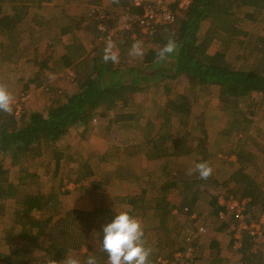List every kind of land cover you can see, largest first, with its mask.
I'll return each instance as SVG.
<instances>
[{
	"label": "rangeland",
	"instance_id": "1",
	"mask_svg": "<svg viewBox=\"0 0 264 264\" xmlns=\"http://www.w3.org/2000/svg\"><path fill=\"white\" fill-rule=\"evenodd\" d=\"M86 1L88 0L84 2ZM156 1L158 0H142V4H154ZM163 1L170 4L175 2V0ZM81 2L83 0H73L72 2H68L66 6L67 8L77 6L78 8H82ZM101 2L103 3L100 4L108 7L107 0H101ZM108 8L112 7L109 6ZM118 8L108 9L112 12V19L106 22L105 27L110 29L116 26V32L120 33L123 28H126L124 25L126 24V15L121 9L119 12ZM4 9L8 11V7H4ZM239 10H246V8L243 7ZM240 11L238 14L242 17ZM0 12L3 14L4 10L1 9ZM176 13H179V11L177 10ZM258 16V21L253 23L245 22L244 24L245 30L251 34L248 38L251 43L248 48H258L256 45L259 42L258 44L255 42V36H264V13L258 14ZM35 22L37 20L33 22L34 24H30V26L42 31V25L35 24ZM24 25L25 23L23 22ZM79 31L74 37L82 40V44L91 50L87 54V60H90L91 56L94 55L91 53L95 50L94 47L104 46L102 35L96 37L95 41L92 37L84 35L82 29ZM53 35H55L54 31L52 33L47 32L44 36L42 35V38L39 40L48 44L44 46L40 45V50L37 49L35 52L33 50L35 44H33L29 52L24 55L20 54L19 56L16 53L11 57V59L17 60L13 67L20 68L25 72L37 69V66L32 63L33 54L38 56L40 64L44 60L48 64V68L43 67L45 72L43 71L42 78H39V83H34L33 87L27 85L28 88L25 89L21 83L11 82L13 84L12 87L15 88V90L10 92L13 96L12 107L15 108V113H21L24 109L29 112L43 110L47 106L54 105L58 101L65 99L67 94H70L74 88V82H72V78L68 74L70 70H67L66 66L63 65V61L60 60L61 47L56 44H53L52 47L48 46L49 41L53 42ZM70 37V35L69 37L67 36L65 40ZM118 38L121 40L120 35H118ZM239 38L241 40L243 37ZM124 39L121 40V44H123ZM138 40L142 41V46L146 45L148 47L151 45L146 38ZM243 42L245 43L246 41L243 40ZM221 44H224L222 40L217 39L211 45L210 52L213 53ZM236 44L229 42L226 46L223 45L226 50V59L233 66L247 68L257 61L254 55H247L244 49L238 51ZM130 49L131 47L125 50V56L123 55L124 61L136 66L138 64L141 65L142 57L130 55ZM121 50L119 48V54L122 53H120ZM3 54L2 49H0V68ZM47 57L49 59H46ZM121 57L119 61H122ZM148 67L146 68L149 70L156 69L153 66ZM3 78H0V85L5 84ZM12 79H14L13 76ZM58 81L59 84H57ZM190 85L191 83L186 78L178 77L161 84L149 82L148 85L140 86L143 89L137 91L134 95L135 103L129 104V107L125 109L134 112V116L131 119L123 118L124 120H120L117 118L119 108L111 110L108 115H100L99 117L96 115L95 121L92 120V122L101 121V127H98L95 132L90 130L89 132H85V134H81V129L78 130L77 127H74L73 130L71 129L72 132L77 131L73 134L79 138V141L73 145V149L70 147L66 148L68 144L65 141H61L58 144V150L62 154L59 158L60 165L56 166V159L58 158L55 155L54 149H47L43 154L45 160L42 166L36 161L38 155L34 157L30 155L23 164L25 168L31 169L30 172H35L36 175H38V171L40 179L37 180V178L30 176L23 180V183H20V185L16 178L17 174L12 171V173L9 172V180L16 183L17 190L20 191L36 192L39 190L44 193L53 192L57 194L59 204L65 208L77 206L78 210L91 212L97 206H106L114 211L115 214L122 210L130 209L129 214L137 218L141 223L144 231L143 239L145 240V246L151 249L149 260L153 264H163L161 261L157 262L156 257L169 256L174 248L182 247L183 243L189 245L188 242H193L194 235H196V232L191 229L193 223L188 213H185V210H181L182 206L188 205L197 213L198 219L195 223L202 224L206 228V232L199 238L202 247L198 250L194 246V249L196 247L199 252L198 256L204 251V254L201 255H204L205 258L206 252H208L207 243L210 239L214 240L216 238L220 242V252H226L230 256L232 264H235L234 260L236 264H243L241 262L242 259H240L241 257L238 255L240 253L239 249H235L233 245L232 247L229 245V240L233 237L230 233L231 231L229 232V229H224L225 232L223 229H220L221 222L217 219L215 209L210 204V201L212 196L227 192L232 186L231 175L241 167L235 156L240 146H243L246 151L254 154L255 164L250 165L247 171L257 178L264 189V96L254 95L248 102L241 103L243 106L242 112L246 114L247 119L251 120L250 129L244 132L240 125V119L234 117L235 113H237V107L234 106L233 97H225L221 94L219 87L216 86H211L201 91L198 88L193 89ZM176 94L186 95L191 103V114L188 117L187 125L182 130L178 123L180 120L178 116L171 118V127L160 125L159 113L160 108H162L161 106ZM118 104L120 107L123 103L119 102ZM100 110L104 112L105 108L103 107ZM138 112L142 113V115L138 114ZM135 117L138 119L135 120ZM150 119L152 120L151 122L159 123V125H155V128L153 125H148L146 122ZM200 124L203 125L201 126ZM204 132L205 136L203 135ZM160 133L164 135L163 139L157 137ZM181 133L189 134L188 138L190 139L192 150L187 155H173L171 154V141L174 136ZM147 136L150 137V143H148L147 147L144 146L143 151L151 153L156 151L160 153V156L156 158L157 160H150V162L148 161L150 158L145 157V155L140 156V152H138L140 150V138L147 139ZM202 137H205V140H203L205 142L204 148H200L199 146V141L203 139ZM198 162H207L212 167V175L207 180L200 179L196 172L188 175V169L193 168ZM140 165L144 169L141 173V175H144L142 184L139 183L141 180L138 178V175H140L138 172L141 170ZM87 166L93 170V173H86ZM167 168H169V172H163ZM175 173L179 176L178 185L167 193V200L172 207L171 214L168 217V225L165 228L162 226L152 227L151 221H153V216L150 209L155 204L156 198L160 197L159 194H161L159 192L160 186L155 187L154 184L166 181ZM70 180L77 183H72ZM187 181L191 182L192 187L190 189H186L185 183ZM141 188L145 191L142 192L143 197L139 198L138 192ZM65 190L67 192H64ZM152 196L156 197H153L154 199L152 200ZM15 198L16 195L14 193L0 206V217L7 216L6 212L11 210ZM127 198H133L135 202L130 204L128 203L129 201L127 202ZM39 214L36 212V215ZM246 215L248 218L254 219L255 212L252 210L250 213H246ZM103 225L98 224L93 227L88 232L86 243H83L80 248L66 247L63 257L65 259L72 256L76 257L83 264V261L91 255L90 253L94 252L95 245H98L96 247L97 251L94 253L98 264V258L101 257V254L98 251L99 243L96 241L102 240ZM6 226L9 227V223L4 224L0 220V264H6L3 262V253L1 252V250L4 252L8 250V244L5 245L3 243L7 238H10V231ZM46 234L42 237L45 241ZM188 236H192L190 241L186 239ZM47 242H40L35 252L40 253L41 251L42 253L45 248L44 245ZM76 250L78 251L77 255L76 253L74 254ZM89 250L90 252L87 255L86 253ZM254 253L258 256L263 255L264 257V249ZM193 256V264H198L197 252ZM233 257L237 259H233ZM45 258H50V256L44 254L42 261ZM50 259L53 260V258ZM164 259L166 258L162 260ZM174 261V263L168 261L167 264H178L180 260L177 258ZM62 262L63 260L60 264ZM262 262L264 264V260Z\"/></svg>",
	"mask_w": 264,
	"mask_h": 264
},
{
	"label": "trees",
	"instance_id": "2",
	"mask_svg": "<svg viewBox=\"0 0 264 264\" xmlns=\"http://www.w3.org/2000/svg\"><path fill=\"white\" fill-rule=\"evenodd\" d=\"M5 1L0 0V11ZM17 1L23 4L19 9L21 11L28 5L39 6L42 2L50 0ZM94 3L98 10L93 7L89 15L94 22L91 25L96 37H99L104 34L99 29V24L102 23L105 26L106 21H111L112 12L100 8V2ZM114 6H120L125 14L128 13L131 16L143 13V4L137 6L131 0H119V3H114ZM168 6L172 12H177L176 1L172 4L168 3ZM243 7L246 10L240 11L239 9ZM17 11L13 16L0 12V33L5 31L10 37L17 38V25L23 13L19 14ZM178 11L173 22L156 23L153 25V30L146 34L140 32L141 27L137 23H134L131 28H123L118 33L121 40L125 38L123 44L118 38V46L122 49L120 51L122 57L119 54V60L121 57L122 61H119L117 65L111 61L107 63L102 61L105 45L95 46V54L90 60L83 58L76 62V59L83 55L84 50L82 44L73 41L65 47V53L60 57L63 65L66 68H72L75 72V77L72 79L74 88L65 99L43 110L29 112L24 109L16 114L13 108L12 114L0 112V206L15 193L14 222L19 226V232L10 243L8 254L3 257L5 263L42 264L40 253L35 251L45 233H47L46 241H48L46 254L57 261L66 247L80 248L83 243H86L88 232L93 227L111 221L115 215L112 210L99 206L91 212L68 210L52 223L53 218L58 215L54 210L58 205L57 194L17 190L9 180L10 167L22 166L30 155L33 157L39 155L40 146L45 140L57 141L72 127H82L81 134H85L100 109L115 107L119 102L126 105L132 103L137 91L143 89L140 86L148 85L149 82L161 84L184 77L191 83L190 86L193 89L198 88L204 91L211 86L219 87L222 95L233 97L234 106L237 107L234 117L240 119L244 132L250 129L251 120L247 119L246 114L242 112L241 103L248 102L254 95L264 96V36H255V42L257 44L259 42L256 45L258 48H248L251 44L248 40L251 34L245 30L244 24L259 20L258 14L264 13V0H190L185 9ZM239 11L242 17L239 16ZM102 13L110 17L99 18ZM69 26L68 24L60 26V32H67ZM239 37L243 38L240 40ZM140 38H146L151 44L148 47L144 44L142 46L146 55L144 63L152 64L156 67L155 70L147 69L148 66L138 69L124 61L125 50ZM169 38L176 41L178 50L165 60L158 61L157 52ZM217 39L222 40L224 44L211 53L210 47ZM243 40L246 42L244 43ZM229 42L238 43L236 44L238 51L244 49L247 55H254L257 61L247 68L233 66L227 61L223 46ZM12 50H4L3 53L4 55L11 53V56L16 53L14 48ZM161 107L159 118L162 126L171 127L173 116L179 117L178 123L181 130L187 125L191 114V103L186 95L176 94ZM100 115L104 116L105 113L101 110ZM122 115L118 114L117 118H132L131 115L126 117ZM151 121V119L147 120V123H153ZM188 135V133H181L174 136L171 141V154L187 155L191 152ZM203 135L205 136V132ZM158 137L163 139L164 135L160 133ZM202 138L199 141L200 148L205 147L203 141L205 137ZM155 156L159 157L160 153L153 152L151 157ZM235 156L241 167L232 173L233 184L224 195H232L239 199L248 198L246 212L250 213L253 210L255 216H259L264 212V189L258 180L246 171L250 165L255 164V156L252 152L246 151L243 146H240ZM178 179V174H172L159 187L161 194L156 198L155 207L163 227L171 214L167 193L178 185ZM185 186L186 189H190L191 182L187 181ZM217 195L212 196L210 204L221 222L220 229H224L228 225L219 218V211H224V207L219 204ZM128 200L130 204L135 202L133 198ZM45 210L50 214L36 215V212L42 213ZM251 245L249 237L244 234L242 247L250 251ZM185 250L181 249L182 252Z\"/></svg>",
	"mask_w": 264,
	"mask_h": 264
},
{
	"label": "crops",
	"instance_id": "3",
	"mask_svg": "<svg viewBox=\"0 0 264 264\" xmlns=\"http://www.w3.org/2000/svg\"><path fill=\"white\" fill-rule=\"evenodd\" d=\"M70 1L72 2L73 0H50V1H45V2H42L39 6L37 4L28 5V7L24 8L21 11H19L20 7L23 5L21 2H18L17 0H6L5 2H3L1 6H2V9L4 10V14H7L9 16H13L16 13V10H18L17 12L19 14H21L22 12L23 13H22L21 20H20V22L17 25V27H18V34H17L18 36H17V38L10 37L9 33L5 32V31L3 33H0V36H1L0 37V49H2V51L4 52V50L5 51H10V50H12L14 48L16 50V53L20 56V54L24 55L25 53L29 52V50L31 49L30 48L31 45L35 44L33 50L36 52L37 49L40 50V45L44 46V45L48 44L47 42L39 40V39L42 38V35L44 36V34L46 35L47 32L48 33H52L53 31H54V34H55V35H53V38H52L53 42L49 41V45L48 46L52 47L53 44L54 45L56 44V45L60 46L61 47V53H60L61 56H62V54L65 53V47L67 45L71 44L73 41H76V42H79L80 44H82V40L74 37V35H77L78 32H80L79 31L80 29H82V32L84 33V35H88V36L92 37L93 39H95V41H96V34H95V31H94V29L92 28V25H91L94 22L91 21L89 12L91 11V9L93 7L97 6L94 2H96V1L100 2V3H103V2H101V0H95V1L94 0H91V1L88 0V1L84 2L85 0H83V2H81V7L82 8H78V6L77 7H72V8H67L66 5ZM5 3H7V4H5ZM107 3H108V7L111 6L112 8H108V7L104 6V4H99L100 8L105 7L107 10L108 9L112 10V9H116V8L119 7L118 8L119 12H120V9L124 11V9L120 8V6H114L113 0L112 1H108L107 0ZM4 7H8V11L5 10ZM105 8H103V10H106ZM34 19L37 20V22H35V24L42 25V27H43L42 31L36 30V29H34V28H32L30 26V24H32L34 21H36ZM23 22L25 23L24 26H23ZM67 22H68V25H70L69 26L70 27L69 30L67 32H65V33L60 32V30H59L60 26H64ZM46 29L48 30L47 32H46ZM69 35L71 37L68 38L67 40H65L67 38V36L69 37ZM82 45H83V50H84L83 51V55L81 57L77 58L76 62H78L79 60H81L83 58L87 59V57H88L87 54L91 51V50H89V48L87 49L84 44H82ZM101 47H103V46H101ZM16 53H14L13 55H15ZM91 53L95 54V50H93ZM10 54L9 55H7V54L4 55L3 54L2 58H1L3 61H2V64H1V68H0V78L4 77L3 78L4 79L3 82H5L4 86H6L7 90L9 92H12L13 90H15V88L12 87V85H13L12 83H21L22 85H24L23 87L25 89L28 88L27 85H29L30 87H33L34 83L38 84L39 83L38 82L39 78L40 79L42 78L41 75H42L43 71L45 72L43 67L44 68H48L47 61L44 60L42 62V64H40L38 62L39 61L38 56H35V54H33V57H32L33 58V62L32 61H30V62H32L33 65H36L37 69H33L30 72L29 71L25 72L24 70H22L20 68H14L13 67L14 63L17 62V60L11 59V57L13 55L10 56ZM145 56L146 55L144 54V56L141 58L142 59V62H141L142 64L141 65L140 64H138V66L133 65V64H129V65H132V66H134L136 68L139 67L138 69H141L143 66H152V64H150V63L149 64L144 63L146 61V57ZM46 59H49V57H47ZM11 74H12L14 79H12V76H10ZM5 76H6V78H5ZM57 84H59V81L57 82ZM133 102L135 103V98H134ZM128 107H129V104H127V105L126 104H121L120 107H119V104H117L115 107H111L109 109H106L104 111V113H105V115H108L111 112V110L119 108L118 113L119 114H123L122 116L126 117V116H130L131 115L133 117L134 116V112L125 110ZM100 111L101 110L98 111V114H97L98 117L100 116ZM160 113H159V115H160ZM138 114L142 115V113H139V112H138ZM100 118H102V117H100ZM119 119L120 120H124L123 118H119ZM134 119L137 120L138 118L135 117ZM94 123L95 122H92L90 124L88 132L90 130H92V132H95L98 127L99 128L101 127V124H100L101 121H98V122L96 121V123L95 124ZM93 124H94V126H92ZM148 125H153L154 128H155L156 127L155 125L158 126L159 123L156 124V122L155 123L153 122V123H148ZM137 127H139V126L137 125ZM77 128H78V130L82 129V127H79V126ZM71 129L73 130L74 127L70 128L68 133H67V135H64L59 140H57V141L45 140L41 144L40 154L36 157L37 158L36 161L39 163L40 166H42V163L45 160L43 154H44V152L47 149H54L55 155L58 158V159H56V166L60 165L59 158L61 157L62 154H61V151L58 150V144H60L61 141H65L68 144V145H66V148L70 147L71 149H73V145L75 143H77V141H79V138L76 137L73 134L74 132H77V131L72 132ZM147 137H148L147 139L140 138V140H139L140 141L139 142L140 150L138 152H140L139 153L140 156H144L145 155V157L150 158V159H148V161L150 162V160H152V161L157 160L156 159L157 157L156 156L155 157H151L152 156L151 152H147V151L144 152L143 151L144 146L147 147V143H150V141H149L150 137L149 136H147ZM87 167L88 168H87L86 173L87 174L93 173V170H91L89 168V166H87ZM140 167H141L140 168L141 170H140V172H138L140 174V175H138L139 176L138 178L141 180V181H139V183L142 184L143 183L142 180L144 179V175L143 174L141 175V173L144 171V169H142L143 167L141 165H140ZM12 171H14L17 174L16 178H17L18 184L23 183V180L29 178L30 176L37 178V180L40 179L39 176H38L39 175L38 171H37L38 175H36L35 172H30L31 169L25 168L24 165H22V166H20V165L11 166L10 167V173H12ZM165 171L169 172V168L163 170V172H165ZM151 176H153V175H151ZM70 181L72 183H77V182H75L73 180H70ZM11 182L14 185L16 184L13 181H11ZM162 182H159V183L156 182L154 184L155 187L160 186L162 184ZM15 187H16V185H15ZM16 189H17V187H16ZM66 189H68V188L66 187ZM144 191L145 190L142 189V188L139 189V192H138L139 195H140L139 198L143 197L142 192H144ZM36 192H40L42 194H48V193H44V192L39 191V190L36 191ZM66 192H67V190H66ZM154 193H156V192H154ZM222 193L225 194L226 192H222ZM153 197H156V196H152L151 197L152 200L154 199ZM217 197H218V195H217ZM128 199L129 198H127V202L129 201ZM169 205H171V204L169 203ZM76 207L77 206H72L71 208H67V207L65 208L63 205H60L59 201H58V205L54 208L55 212H57L58 215H56L53 218L52 223L54 222V220H56L61 215H63L64 212H67L68 210H73V209H77L78 210V208H76ZM98 207L99 206H97L96 208H98ZM104 207H106V206H104ZM185 207L188 208V211H185V213H188V216H189V218L191 219V221L193 223V224L191 223L192 224V228L191 229H192V231L197 233V230H198L199 226H203V225L195 223L196 220L198 219L197 218L198 216H197V213L192 208H190L187 205H184V206H182L181 210L184 211ZM15 208H16V206H15V202H14V204L12 205L11 210H8L6 212V215L7 216L9 215V216L8 217L7 216L6 217L5 216H1L0 217V220L4 224L9 223V227L8 226H6V227H8L9 231H10V236H9L10 240L7 238L3 242L5 245L8 244L7 252H4V251L1 250V252L3 253L2 254L3 257H4L5 254H8L10 243L12 242L13 238L15 236H17V234L19 232V226L17 224H15V222H14V211H15ZM96 208H94V210ZM106 208H108V207H106ZM108 209H110V208H108ZM171 209H172V207H171ZM151 211H152L151 215L153 216V221H151V226L152 227L153 226L154 227L155 226L156 227H160L161 226V221H160L161 219L159 218V215L156 213L157 210H156L155 204L152 206ZM112 213H113V215L115 214L114 211H112ZM192 213H195L196 216L192 217V215H191ZM47 214H50V212L45 210L44 212L40 213L37 216H46ZM263 215H264V212L261 215H259V216H255L254 220L260 218ZM100 224H102V223H100ZM156 224H158V225H156ZM167 225H168V220L166 222V225L164 227L163 226L162 227L165 228V227H167ZM43 236H44V234L42 235V237ZM201 236H202V234L195 236L194 240L192 242V245L196 246L198 248V250L200 249V247H202V245L200 243V239H199ZM245 238H247V237H245ZM43 239L44 238H42V240H40V242L45 243L46 241L43 240ZM96 242L99 243V241H96ZM91 243L94 244L93 242H91ZM232 244H233V238L231 237L230 240H229V245L232 247ZM44 246H45V248L43 249L42 253L40 251V255H42L41 258H43V255L46 254L45 250H46V248L48 246V242ZM187 246L188 245H186V243H183L182 247L176 248V249L174 248V250L171 252V254L169 256H166V257H169V258H166L165 256H163V257L161 256V258H166V259L171 260V262H173L174 259H177L176 256H175V253L178 252V251H181V249L182 250L186 249ZM96 247H98V245H95V250H94L93 253H90L91 255L92 254L94 255V253H96L95 252V251H97ZM196 247H195L194 254L197 252V258H198L197 259V263L198 264H232L233 263L231 258H230V256H228V254L226 252H220V248H219L220 247V242L216 238L214 240L210 239L209 242L207 243L206 247H208V249H207L208 252H206V257L205 258H204V255H201V254H204V251L201 252V254L198 256L199 252L197 251ZM81 251H83V249H81ZM98 251H100V250H98ZM238 251L240 252L238 255H239V257H241L240 259H242L241 262H243V264H263V262H262L264 260L263 259L264 258L263 255L258 256L256 254H253L252 251H249L248 249L243 248V247L240 248ZM89 252H90V250L86 254L88 255ZM75 253L77 255L78 251L76 250V252H74V254ZM83 253H85V252H83ZM64 254H65V252L60 253V255L58 256V259H57V264H60V262L65 259L63 257ZM86 254H83V255H86ZM100 254H101L100 255L101 257L98 258V264H107V254L102 252V251H100ZM46 255L49 256L48 254H46ZM50 258H52V256H50ZM158 258H160V257L159 256L156 257L157 262H158ZM233 259H237V258L233 257ZM234 262L236 264L235 260H234ZM31 264H33V262ZM150 264H153L151 260H150Z\"/></svg>",
	"mask_w": 264,
	"mask_h": 264
},
{
	"label": "clouds",
	"instance_id": "4",
	"mask_svg": "<svg viewBox=\"0 0 264 264\" xmlns=\"http://www.w3.org/2000/svg\"><path fill=\"white\" fill-rule=\"evenodd\" d=\"M113 2L119 3V0H113ZM177 50L176 41L169 38L167 43L158 50L157 60L163 61ZM144 54L142 41H135L131 46L130 55L143 57ZM102 61L104 63L109 61L113 64L119 63V52L111 38L105 41ZM12 105V94L4 85H0V112L12 114ZM212 171V167L207 162H198L193 168L188 169V175L196 172L200 179L207 180L212 175ZM129 212L130 209L116 213L110 222L102 226L103 236L99 241V250L107 254V264H150L151 249L145 246L141 223ZM42 264H57V261L45 258ZM62 264H81V261L76 257H68L63 260ZM83 264H97V259L94 255H89Z\"/></svg>",
	"mask_w": 264,
	"mask_h": 264
},
{
	"label": "built area",
	"instance_id": "5",
	"mask_svg": "<svg viewBox=\"0 0 264 264\" xmlns=\"http://www.w3.org/2000/svg\"><path fill=\"white\" fill-rule=\"evenodd\" d=\"M134 5H142V0H131ZM177 2V9H185L190 0H175ZM97 9V7H94ZM127 14V15H126ZM126 24L125 27L131 28L134 23H137L141 30L140 32L146 34L153 30V25L160 22L171 23L175 20V11L172 12L171 8L168 6V3H165L163 0H158L154 4H143V13L136 15H129L126 13ZM110 16L102 13L99 18L108 19ZM107 22V21H106ZM99 29L103 31L102 41L105 45V41L108 38H111L115 44L116 49L119 52L118 47V33L116 32L117 27L114 26L110 29L105 27L102 23L99 24ZM70 78L75 77V72L72 68H67ZM17 114V113H16ZM95 121V118H93ZM218 202L221 206L224 207V211H219V218L223 220L228 226L225 230L233 235V247L235 249H240L242 247L243 235L246 234L249 237L250 242L252 243L250 251L257 252L258 250L264 249V215L258 219H250L246 215L247 203L249 202L248 198L239 199L232 195L225 196L223 193L219 194ZM185 211H188V208H184ZM248 214V213H247ZM192 217H195V213L191 214ZM206 232L204 226H199L196 235H201ZM192 236H188L186 239L190 241ZM184 252L178 251L175 253L176 258L180 261L178 264H193L194 263V246L192 242H188ZM163 259V258H162ZM158 258V261H161L163 264H167L168 260Z\"/></svg>",
	"mask_w": 264,
	"mask_h": 264
}]
</instances>
